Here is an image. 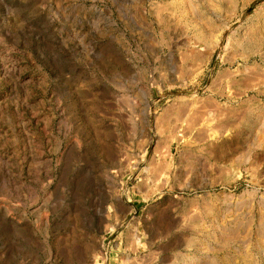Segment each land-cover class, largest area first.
<instances>
[{
  "label": "rangeland",
  "instance_id": "374dc122",
  "mask_svg": "<svg viewBox=\"0 0 264 264\" xmlns=\"http://www.w3.org/2000/svg\"><path fill=\"white\" fill-rule=\"evenodd\" d=\"M0 264H264V0H0Z\"/></svg>",
  "mask_w": 264,
  "mask_h": 264
},
{
  "label": "bare ground",
  "instance_id": "6f19581e",
  "mask_svg": "<svg viewBox=\"0 0 264 264\" xmlns=\"http://www.w3.org/2000/svg\"><path fill=\"white\" fill-rule=\"evenodd\" d=\"M174 68H175V67H174ZM174 68H173V69H174ZM176 69H177V68H176Z\"/></svg>",
  "mask_w": 264,
  "mask_h": 264
}]
</instances>
